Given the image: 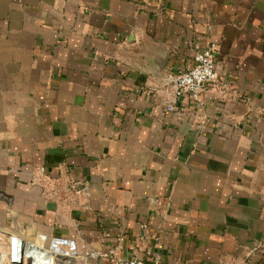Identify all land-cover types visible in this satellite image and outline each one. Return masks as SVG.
Wrapping results in <instances>:
<instances>
[{"label":"crops","instance_id":"crops-1","mask_svg":"<svg viewBox=\"0 0 264 264\" xmlns=\"http://www.w3.org/2000/svg\"><path fill=\"white\" fill-rule=\"evenodd\" d=\"M208 45L216 82L178 97ZM0 229L77 264H264V0H0Z\"/></svg>","mask_w":264,"mask_h":264},{"label":"built area","instance_id":"built-area-1","mask_svg":"<svg viewBox=\"0 0 264 264\" xmlns=\"http://www.w3.org/2000/svg\"><path fill=\"white\" fill-rule=\"evenodd\" d=\"M216 68H217V56L214 48L211 45L203 47L197 51L193 57V64L191 67L183 70L171 71L168 79L170 83L176 88V95L181 97L188 94L192 99L200 101L202 93L211 85L216 82ZM168 110L174 109L173 106H168ZM19 231H4L0 229V264H6L3 261V240L7 235H18ZM45 237L40 235V241H43ZM11 240V238L9 239ZM29 241V240H28ZM36 242L38 241H29ZM13 255L12 250L9 251L8 257L10 264H15L11 259ZM91 257L108 258L107 254L92 253ZM57 259L58 257L54 255ZM63 260V259H62ZM55 264H77L66 261H58ZM81 264H91L81 263ZM120 264H161L160 256L155 258L152 262L144 263L137 258H130L127 261L120 262Z\"/></svg>","mask_w":264,"mask_h":264},{"label":"bare ground","instance_id":"bare-ground-1","mask_svg":"<svg viewBox=\"0 0 264 264\" xmlns=\"http://www.w3.org/2000/svg\"><path fill=\"white\" fill-rule=\"evenodd\" d=\"M10 250L13 252L11 259L15 264H22L23 259L26 264H55V256L46 245L41 242H29L23 233L7 235L3 240V261L6 264H10Z\"/></svg>","mask_w":264,"mask_h":264},{"label":"water","instance_id":"water-1","mask_svg":"<svg viewBox=\"0 0 264 264\" xmlns=\"http://www.w3.org/2000/svg\"><path fill=\"white\" fill-rule=\"evenodd\" d=\"M21 263H22V264H26V261L23 259Z\"/></svg>","mask_w":264,"mask_h":264},{"label":"rangeland","instance_id":"rangeland-1","mask_svg":"<svg viewBox=\"0 0 264 264\" xmlns=\"http://www.w3.org/2000/svg\"><path fill=\"white\" fill-rule=\"evenodd\" d=\"M58 261V259L55 257V263Z\"/></svg>","mask_w":264,"mask_h":264}]
</instances>
